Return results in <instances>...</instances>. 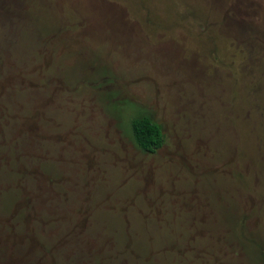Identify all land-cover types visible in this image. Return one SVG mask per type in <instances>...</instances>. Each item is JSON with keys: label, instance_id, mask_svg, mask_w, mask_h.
<instances>
[{"label": "rangeland", "instance_id": "374dc122", "mask_svg": "<svg viewBox=\"0 0 264 264\" xmlns=\"http://www.w3.org/2000/svg\"><path fill=\"white\" fill-rule=\"evenodd\" d=\"M241 215L263 242L264 0H0V264H255Z\"/></svg>", "mask_w": 264, "mask_h": 264}, {"label": "trees", "instance_id": "16d2710c", "mask_svg": "<svg viewBox=\"0 0 264 264\" xmlns=\"http://www.w3.org/2000/svg\"><path fill=\"white\" fill-rule=\"evenodd\" d=\"M130 130L134 144L142 152L154 154L159 150L165 141L161 126L153 121L148 115L135 117L130 121ZM244 216L241 215L237 221H229L232 228L235 227L239 239L245 249L250 251V261L259 264L264 261V241H256L254 234H247V225L244 223ZM260 244H259V243ZM256 246V252L252 248ZM259 261V262H258Z\"/></svg>", "mask_w": 264, "mask_h": 264}]
</instances>
